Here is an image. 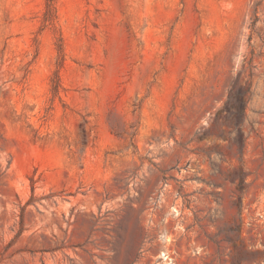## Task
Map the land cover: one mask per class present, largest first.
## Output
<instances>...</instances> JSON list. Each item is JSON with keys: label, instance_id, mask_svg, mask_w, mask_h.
<instances>
[{"label": "rangeland", "instance_id": "1", "mask_svg": "<svg viewBox=\"0 0 264 264\" xmlns=\"http://www.w3.org/2000/svg\"><path fill=\"white\" fill-rule=\"evenodd\" d=\"M46 1L0 0V264H264V0Z\"/></svg>", "mask_w": 264, "mask_h": 264}, {"label": "trees", "instance_id": "2", "mask_svg": "<svg viewBox=\"0 0 264 264\" xmlns=\"http://www.w3.org/2000/svg\"><path fill=\"white\" fill-rule=\"evenodd\" d=\"M53 2H54V0H47L46 1V8H45V11L43 13V21L45 23L51 21L54 17L55 10H54V6H53Z\"/></svg>", "mask_w": 264, "mask_h": 264}, {"label": "built area", "instance_id": "3", "mask_svg": "<svg viewBox=\"0 0 264 264\" xmlns=\"http://www.w3.org/2000/svg\"><path fill=\"white\" fill-rule=\"evenodd\" d=\"M159 255H160V254H159ZM170 257H171V256L168 254L167 251H165V252L162 251V252H161V258H160L161 260H167V261H170Z\"/></svg>", "mask_w": 264, "mask_h": 264}, {"label": "bare ground", "instance_id": "4", "mask_svg": "<svg viewBox=\"0 0 264 264\" xmlns=\"http://www.w3.org/2000/svg\"><path fill=\"white\" fill-rule=\"evenodd\" d=\"M165 235V234H164ZM168 237V236H167ZM165 238V237H164ZM166 240H167V238H166ZM159 257L161 258V253H160V255H159ZM163 261H167V260H163ZM172 262V257H170V261H168V263H171ZM167 263V262H166Z\"/></svg>", "mask_w": 264, "mask_h": 264}]
</instances>
